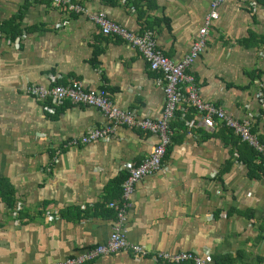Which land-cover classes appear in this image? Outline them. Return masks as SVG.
<instances>
[{"label": "crops", "instance_id": "crops-1", "mask_svg": "<svg viewBox=\"0 0 264 264\" xmlns=\"http://www.w3.org/2000/svg\"><path fill=\"white\" fill-rule=\"evenodd\" d=\"M80 2L87 13L103 12L129 32H152L157 47L179 63L198 38L210 0ZM205 39L188 69L201 100L249 120L264 145V44L258 42L264 40V0H225ZM51 73L86 89L105 86L119 108L140 120H156L163 109L158 74L86 16L65 14L46 0H0V264H58L104 244L123 165L141 162L158 143L152 134L118 127L109 142L65 147L106 120L93 108L67 104L45 113L25 88L48 85ZM178 114L163 169L138 182L130 196L128 240L148 251L195 252L213 264L237 255L234 264H264L258 260L264 258V175L257 169L250 178V153L236 136L218 128L183 132ZM252 164L259 167L257 157ZM89 264L155 263L118 253Z\"/></svg>", "mask_w": 264, "mask_h": 264}, {"label": "built area", "instance_id": "built-area-1", "mask_svg": "<svg viewBox=\"0 0 264 264\" xmlns=\"http://www.w3.org/2000/svg\"><path fill=\"white\" fill-rule=\"evenodd\" d=\"M46 1L52 8L65 14L86 16L98 27L102 36L120 40L136 50L146 62L148 70L158 74L157 84L161 85L164 94V105L160 117L156 120H140L135 117L131 110L119 108L105 86L99 89H86L78 80H68L62 83V76L53 73L46 76L48 85H30L25 88V94L40 103L42 110L47 114H55L57 109L68 103L73 107L93 108L105 118V125L87 130L80 138L67 141L65 147L85 146L99 141L109 142L114 138L118 127L138 129L158 138V143L152 148L148 157L139 163L127 162L123 165L126 178L122 184L119 201L108 204V207L115 214V219L107 241L104 244L84 248L58 264H88L118 253H128L136 260H150L155 264H213L207 256L195 252L172 254L148 251L128 240L125 224L134 186L144 178L163 169V159L167 148L172 143V122L178 112L182 114V117L187 112H191L192 118L185 121L187 132L192 133L197 127L210 133L215 132L217 128L229 129L238 137L240 142L252 148L258 161L264 164V145L251 132L250 121L231 118L225 115L220 108L204 103L199 96L194 78L188 74L190 66L203 53L206 33L218 19L220 5L225 0H210L209 11L204 18L202 28L198 32V38L192 44L189 54L179 63H174L164 55L157 47L154 35L147 29L138 33L129 32L110 21L103 12L87 13L80 0ZM119 2L125 5L127 0H119ZM257 98L261 101L263 94L258 92ZM55 155L58 153L55 152ZM54 161L56 162V160ZM49 171L50 168L48 167L46 172ZM18 209L16 207L15 214H17ZM44 214L49 217L46 211Z\"/></svg>", "mask_w": 264, "mask_h": 264}, {"label": "trees", "instance_id": "trees-1", "mask_svg": "<svg viewBox=\"0 0 264 264\" xmlns=\"http://www.w3.org/2000/svg\"><path fill=\"white\" fill-rule=\"evenodd\" d=\"M14 34H17V32H14L12 35H14ZM258 42H259L260 44H264V40H261V39H260ZM244 44H249V42L246 41V42H244ZM256 44H257V43H256ZM51 74H53V73H51ZM258 77H259V76H258ZM103 87H104V86H103ZM66 104H67V106H69L68 103H66ZM70 106H71V105H70ZM63 107H64V106H63ZM79 107H82V106H79ZM83 108H86V107H83ZM59 109H61V108H59ZM59 109L56 110L55 114L57 113V111H58ZM178 113H179V114H178L179 116L182 115L180 112H178ZM48 115H50V114H48ZM191 118H192L191 112H187V114H185V115L183 116V123H182V125L180 126V128L183 130V132H187V130H186V126H185V121H186V120H189V119H191ZM219 129H222L223 131H227V132L229 133L230 136H235V135L232 133V131L229 130V129H226V128H224V127L219 128ZM251 132L253 133L254 130H251ZM235 138H236L237 142L240 143V140L238 139V137H235ZM68 141H69V140H68ZM259 141L262 143L261 139H260ZM242 144L244 145L246 151H247L248 153H250V160H249V162L247 161V164H248V167H249V170H250V174H249L250 178H254L255 175L257 176V174L255 173V170H257V169H258V171H260V172L264 175V164H261V163H260L259 167H254L253 164H252V160H253L254 158H256V153H255L254 150H253L252 148H250L247 144H245V143H242ZM57 158H58V155H55V153H54L53 156H52L51 159H50V162H49L47 168L49 167L50 170H51L52 165L56 163L54 160L57 161ZM51 164H52V165H51ZM49 165H51V166H49ZM47 168H46V169H47ZM46 169H45V172H46ZM49 172H50V171H49ZM49 172H46V173H49ZM125 178H126V173H125V175H123V178H121L120 180L117 181V183H121V185H122L123 182H124V180H125ZM0 184H1V183H0ZM121 189H122V188H121ZM121 189H120V191H122ZM9 194H10V193H9ZM237 259H238V255H237L235 258H233V259H232L230 256H219L218 258H215L213 261H214L215 264H227V263H229V264H234V262H236ZM258 260H259V262H260V261L264 260V258H259ZM91 263H92V262H91ZM88 264H89V263H88ZM183 264H191V263H183ZM255 264H256V263H255Z\"/></svg>", "mask_w": 264, "mask_h": 264}]
</instances>
